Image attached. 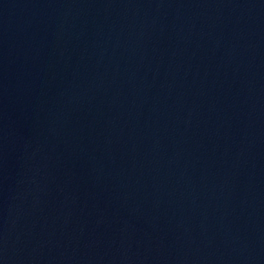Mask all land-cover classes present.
Segmentation results:
<instances>
[{
    "label": "water",
    "instance_id": "1",
    "mask_svg": "<svg viewBox=\"0 0 264 264\" xmlns=\"http://www.w3.org/2000/svg\"><path fill=\"white\" fill-rule=\"evenodd\" d=\"M0 264H264V0H0Z\"/></svg>",
    "mask_w": 264,
    "mask_h": 264
}]
</instances>
